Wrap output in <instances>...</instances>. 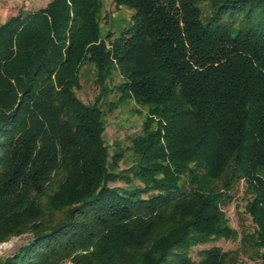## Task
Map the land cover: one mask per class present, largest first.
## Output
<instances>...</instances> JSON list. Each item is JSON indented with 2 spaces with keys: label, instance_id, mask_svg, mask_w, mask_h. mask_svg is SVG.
I'll use <instances>...</instances> for the list:
<instances>
[{
  "label": "trees",
  "instance_id": "16d2710c",
  "mask_svg": "<svg viewBox=\"0 0 264 264\" xmlns=\"http://www.w3.org/2000/svg\"><path fill=\"white\" fill-rule=\"evenodd\" d=\"M113 1L118 34L102 0L0 23V239L32 234L6 264H264V0ZM128 102L145 120L120 169L104 132ZM241 185L253 229L194 258L239 238Z\"/></svg>",
  "mask_w": 264,
  "mask_h": 264
},
{
  "label": "rangeland",
  "instance_id": "374dc122",
  "mask_svg": "<svg viewBox=\"0 0 264 264\" xmlns=\"http://www.w3.org/2000/svg\"><path fill=\"white\" fill-rule=\"evenodd\" d=\"M51 0H0V23L13 14L17 13L20 9L25 11H37L40 8H44ZM103 12L102 15L105 18L102 20V26L104 32L113 30L115 34H118L122 28L128 26L133 10L128 7H116L113 0H102ZM95 68L92 65H86L81 74L82 89L77 92L80 99L85 103H91L97 94V88L94 83ZM119 78H116V83L119 82ZM139 107L133 102L123 103L113 113H108L106 116V130L104 132V139L110 146V151L113 153L115 143H119V146L128 148L131 145V138L139 134L145 117L139 114ZM127 151V149H126ZM132 153L127 151L126 157L120 163V169L129 168L132 165ZM122 184L118 182L117 185ZM245 194L244 185H241L235 201L233 204L227 206L225 211L230 221V225L237 230L239 238L237 240L218 239L214 242L199 245L194 248L192 256L197 257V251L202 248H210L212 246H219L223 250H236L240 246L241 237L243 231L252 230L253 223L248 214L244 212V201L242 200ZM24 237L27 241L32 238L30 232L24 233ZM64 264H71L66 262ZM241 264H254L247 258H242Z\"/></svg>",
  "mask_w": 264,
  "mask_h": 264
},
{
  "label": "clouds",
  "instance_id": "9594fccd",
  "mask_svg": "<svg viewBox=\"0 0 264 264\" xmlns=\"http://www.w3.org/2000/svg\"><path fill=\"white\" fill-rule=\"evenodd\" d=\"M25 234H11L4 239H0V261H4L5 264L8 260L12 259L19 248L26 246L27 240L24 237Z\"/></svg>",
  "mask_w": 264,
  "mask_h": 264
},
{
  "label": "crops",
  "instance_id": "0c3cea01",
  "mask_svg": "<svg viewBox=\"0 0 264 264\" xmlns=\"http://www.w3.org/2000/svg\"><path fill=\"white\" fill-rule=\"evenodd\" d=\"M7 18H8V17H7ZM7 18H6V19H7ZM6 19H5V20H6Z\"/></svg>",
  "mask_w": 264,
  "mask_h": 264
}]
</instances>
